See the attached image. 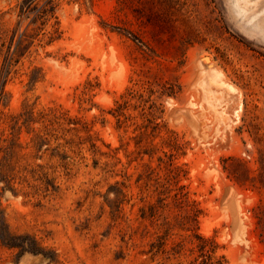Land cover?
<instances>
[{
	"label": "rangeland",
	"instance_id": "374dc122",
	"mask_svg": "<svg viewBox=\"0 0 264 264\" xmlns=\"http://www.w3.org/2000/svg\"><path fill=\"white\" fill-rule=\"evenodd\" d=\"M54 2L0 102V206L45 253L0 264H264V0Z\"/></svg>",
	"mask_w": 264,
	"mask_h": 264
},
{
	"label": "trees",
	"instance_id": "16d2710c",
	"mask_svg": "<svg viewBox=\"0 0 264 264\" xmlns=\"http://www.w3.org/2000/svg\"><path fill=\"white\" fill-rule=\"evenodd\" d=\"M54 10V0H43L42 3H40L39 0H20L16 4V15L18 20L16 22V26L11 30L10 34L3 30L0 26V57L2 58L0 61V102L5 96L4 87L10 77V73L13 71L12 67L19 60L16 56L24 55L33 43V40H30L29 44H27V30L29 26L31 24H35V28L41 30L47 20L54 15ZM26 19H29V21L24 29L21 30L23 21ZM57 33L58 28L53 25V28L49 33L48 41L54 40L57 37ZM37 34L38 33H36V35ZM28 113L29 110H26L25 120H28ZM16 121L17 119H13V124L11 126L14 129L17 123ZM42 139V135L35 133L32 137L34 146L39 145ZM17 146H19V142L13 133L12 137L7 140V144L0 147V150L2 151V156L0 157V180H3L5 185L8 187H12V179L14 177L13 166L10 165V156L13 154ZM0 241L8 247H17L21 250H28L33 253H45L44 247L40 245L35 237L29 234L16 235L10 231L1 206Z\"/></svg>",
	"mask_w": 264,
	"mask_h": 264
},
{
	"label": "bare ground",
	"instance_id": "6f19581e",
	"mask_svg": "<svg viewBox=\"0 0 264 264\" xmlns=\"http://www.w3.org/2000/svg\"><path fill=\"white\" fill-rule=\"evenodd\" d=\"M205 60H207V58H205Z\"/></svg>",
	"mask_w": 264,
	"mask_h": 264
}]
</instances>
